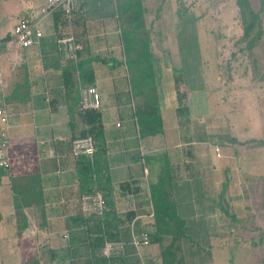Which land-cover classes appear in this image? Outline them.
I'll return each mask as SVG.
<instances>
[{
  "label": "crops",
  "instance_id": "obj_1",
  "mask_svg": "<svg viewBox=\"0 0 264 264\" xmlns=\"http://www.w3.org/2000/svg\"><path fill=\"white\" fill-rule=\"evenodd\" d=\"M45 1L0 0L13 5H9L11 27L0 37V104L4 103L11 122L7 131L10 167L0 170L3 253L18 254L25 242L35 240L36 251L42 247L48 264H93L88 242L98 228L82 215L80 198L95 188L82 191L71 142L84 128L79 116L80 90L94 88L98 94L94 111L100 115L111 188L105 199L110 240L104 244L117 247L110 264H163L162 246L153 243V237L159 235L163 245H168L172 235L157 233L159 227H167L156 223L151 190L166 169L171 177L169 200L184 223L185 237L178 240L175 254L182 264H231L229 244L214 246L215 240L227 238L231 220L226 213H236L229 210L236 188L230 178L231 154L223 146L226 158L219 160L216 146L207 150L208 141L200 143L191 129L181 127L176 115L179 106L169 109L168 92L178 99L174 79L179 74L168 66L166 50L154 56L148 43L151 55L143 61L149 69L136 65L139 57L127 54L121 39L125 0H78V9L69 20L61 11L39 15ZM35 17V28L41 25L44 35L39 30L42 36L37 43L22 48L12 38V30L20 19ZM59 35H71L79 46L75 61L57 53ZM81 69L92 73V82L81 81ZM142 72L155 79L161 131L153 135H143L137 124L140 88L130 80ZM142 235L148 244L136 246L134 240ZM191 236L201 237L202 245L197 246ZM206 237L208 241H203ZM221 255L223 261L217 262Z\"/></svg>",
  "mask_w": 264,
  "mask_h": 264
},
{
  "label": "rangeland",
  "instance_id": "obj_2",
  "mask_svg": "<svg viewBox=\"0 0 264 264\" xmlns=\"http://www.w3.org/2000/svg\"><path fill=\"white\" fill-rule=\"evenodd\" d=\"M139 1L141 27L138 25L129 39L123 35L129 13L120 14L121 39L127 54H138L143 44L136 45L135 41L145 39L154 56L166 50L168 66L175 67L173 70L184 81L177 86L176 101L168 92L169 109L173 111L174 104L179 106L176 115L181 127L191 129L200 143L208 141L207 150L216 146L219 160L226 158L223 146L231 154L230 178L236 188L229 210H235L236 219L227 225V238L215 240L214 246L229 244L231 264H264V0H246L243 8L237 0ZM9 5L13 6L0 2V37L11 27ZM248 9L256 20L244 36L243 27L252 19ZM134 26L135 22L129 28L133 30ZM39 30L44 35L41 25ZM130 81L140 88L136 114L141 127L146 115V107H141L155 99V79L142 72ZM187 111L190 114H185ZM187 133L191 134L189 130ZM213 160L211 156L208 164ZM190 240L202 245L201 237L191 236ZM25 244L18 254H4L0 239V264H48L42 247L36 251L35 240ZM222 257L218 256L217 262H222Z\"/></svg>",
  "mask_w": 264,
  "mask_h": 264
},
{
  "label": "trees",
  "instance_id": "obj_3",
  "mask_svg": "<svg viewBox=\"0 0 264 264\" xmlns=\"http://www.w3.org/2000/svg\"><path fill=\"white\" fill-rule=\"evenodd\" d=\"M240 7L246 4V0H237ZM239 7V8H240ZM243 8V7H242ZM123 14L129 13L128 18L126 19V28H123V35L129 39L133 34V31L138 28V25L141 27L142 22V10L140 9V1L139 0H126L123 4ZM247 14L252 16V19L249 23H246V26L243 27L244 36L248 34V31L253 27V21L256 20V15L248 9ZM132 15V16H131ZM134 19V20H133ZM135 22V26L133 30L129 28V25ZM134 38V37H133ZM135 39V38H134ZM149 41L147 39L142 41H135V44H143L141 45V51L136 54L139 59L135 60L134 62L136 65H141L143 68L149 69V64L144 63V58L149 57L151 54L148 49ZM143 61V63H141ZM147 66V67H146ZM81 72V81L90 83L92 82L91 76L92 73L90 71H86L84 69L80 70ZM70 71H67V76L69 75ZM65 75V74H64ZM180 76H176L174 79L175 88L177 89L178 84L181 82ZM182 101V99H180ZM150 105L146 106V115L144 118V122H141V131L144 134H156L161 131V123H159L158 117V109L156 106L155 99H149ZM79 116L81 118L82 123L84 124V128L81 131L79 137L90 136L94 143H95V151L92 156L87 155H79L76 157L77 164H78V178L79 184L82 188V191L90 192L88 190L89 187L94 190L98 191L103 199L105 200L106 197H109L110 194V186L108 177L106 175V165H105V147L103 144V131L102 125L100 120V115L96 111L90 110H82L79 109ZM169 170H165V175L162 174L159 177L158 183L152 188L151 190V198L152 204L155 212V216L157 217L156 223L159 226H165L167 229H157L158 234H165V235H172V238L168 245H163L161 238L159 235L153 237V243H159L162 246L161 249V259L163 264H182L181 257L175 254V248H177V242L179 239L184 238L183 227L184 223L181 219H179L175 215L174 205L170 202V181L171 177L168 175ZM88 187V189H87ZM87 189V190H86ZM85 192V193H86ZM92 192V191H91ZM108 195V196H107ZM108 200V199H107ZM108 203L105 200V207L107 209ZM103 214L102 217H90L95 223V226L98 228V231L95 233L96 236H91L89 239V249L92 258L93 264H110L113 256L105 257L101 253L102 246L105 241H109L110 233L107 231V212ZM230 220L235 221V216L233 214L226 213ZM172 227V228H168ZM175 247V248H174ZM174 248V249H173Z\"/></svg>",
  "mask_w": 264,
  "mask_h": 264
},
{
  "label": "built area",
  "instance_id": "obj_4",
  "mask_svg": "<svg viewBox=\"0 0 264 264\" xmlns=\"http://www.w3.org/2000/svg\"><path fill=\"white\" fill-rule=\"evenodd\" d=\"M78 9V0H46L44 6L39 10V15L45 16L56 11H61L69 20L73 12ZM35 18H22L12 30V38L22 48H29L37 43L42 34L35 28ZM57 53L66 61H75L79 46L71 35H59L56 38ZM79 106L82 110H94L98 108V94L94 88H83L80 90ZM0 170H7L10 167L7 156V148L11 142L8 136V129L11 126L9 115L4 103L0 104ZM71 149L74 156H92L95 151V143L90 136L75 138L71 142ZM216 156L220 157L219 149L215 148ZM105 200L98 191L84 194L80 198V210L86 217H102L105 212ZM134 244H148L146 235L140 240H134ZM103 255L110 257L116 253L117 247L111 243L103 246Z\"/></svg>",
  "mask_w": 264,
  "mask_h": 264
}]
</instances>
